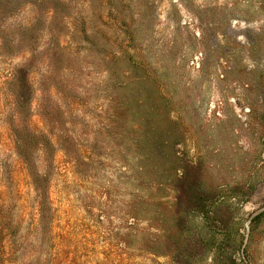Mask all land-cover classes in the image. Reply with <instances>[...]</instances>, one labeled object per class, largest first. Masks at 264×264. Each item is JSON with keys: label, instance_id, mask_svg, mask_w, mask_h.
<instances>
[{"label": "rangeland", "instance_id": "374dc122", "mask_svg": "<svg viewBox=\"0 0 264 264\" xmlns=\"http://www.w3.org/2000/svg\"><path fill=\"white\" fill-rule=\"evenodd\" d=\"M32 51L42 204L8 125ZM234 263L264 264V0H0V264Z\"/></svg>", "mask_w": 264, "mask_h": 264}, {"label": "trees", "instance_id": "16d2710c", "mask_svg": "<svg viewBox=\"0 0 264 264\" xmlns=\"http://www.w3.org/2000/svg\"><path fill=\"white\" fill-rule=\"evenodd\" d=\"M38 23H42V21L33 22V26ZM47 35L48 41L46 42L45 49L42 51V59L48 64V71L42 75L40 81L44 93L40 109L42 118L48 120V124L56 127L57 125L62 126L66 122L60 118L59 114L63 116V111L59 107L68 105V97H61L63 103H59L60 105L56 102L54 104L53 100L51 101L50 99L52 98L51 92L53 88L59 90L66 88L68 80L63 73V68L61 70L58 69L55 63L56 57L57 59L60 57L63 48L59 45L58 35L54 31H51V29H48ZM2 42L4 43V41ZM36 63L37 55L32 51L26 61L13 66L7 78L6 93L10 106L8 125L16 152L34 185L40 190L42 204L47 197L46 174H39L38 163L35 157L36 146L39 141L35 127L30 121L32 116L30 108L34 100L32 67ZM53 79H55L54 85ZM59 135L57 134L55 138L57 141L55 143L60 145V148H63L65 154H69L70 151L66 148L64 149V143L61 141ZM42 146L47 148L48 153L51 151L50 144L43 143ZM172 252L173 254L178 253L177 250L171 251V254Z\"/></svg>", "mask_w": 264, "mask_h": 264}]
</instances>
